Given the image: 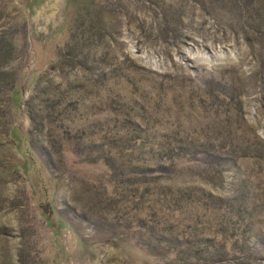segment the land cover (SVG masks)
<instances>
[{
    "label": "rangeland",
    "instance_id": "rangeland-1",
    "mask_svg": "<svg viewBox=\"0 0 264 264\" xmlns=\"http://www.w3.org/2000/svg\"><path fill=\"white\" fill-rule=\"evenodd\" d=\"M0 264H264V0H0Z\"/></svg>",
    "mask_w": 264,
    "mask_h": 264
}]
</instances>
